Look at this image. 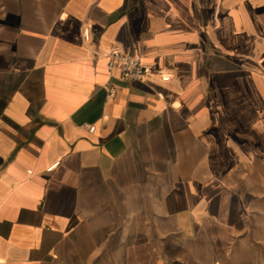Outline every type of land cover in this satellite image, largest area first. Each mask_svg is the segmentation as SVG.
<instances>
[{"label":"crops","instance_id":"obj_1","mask_svg":"<svg viewBox=\"0 0 264 264\" xmlns=\"http://www.w3.org/2000/svg\"><path fill=\"white\" fill-rule=\"evenodd\" d=\"M0 264H264V0H0Z\"/></svg>","mask_w":264,"mask_h":264},{"label":"built area","instance_id":"obj_2","mask_svg":"<svg viewBox=\"0 0 264 264\" xmlns=\"http://www.w3.org/2000/svg\"><path fill=\"white\" fill-rule=\"evenodd\" d=\"M109 58V68L118 67L126 79L142 80L146 74L141 58L135 54L113 50L109 53ZM114 94L115 91L111 90V95Z\"/></svg>","mask_w":264,"mask_h":264}]
</instances>
